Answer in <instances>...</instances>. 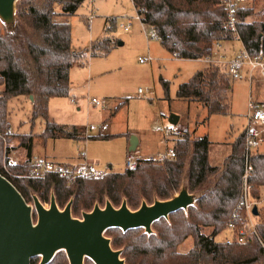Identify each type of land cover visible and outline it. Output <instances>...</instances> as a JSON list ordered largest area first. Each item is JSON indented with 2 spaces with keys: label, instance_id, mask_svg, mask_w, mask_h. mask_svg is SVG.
<instances>
[{
  "label": "trees",
  "instance_id": "trees-1",
  "mask_svg": "<svg viewBox=\"0 0 264 264\" xmlns=\"http://www.w3.org/2000/svg\"><path fill=\"white\" fill-rule=\"evenodd\" d=\"M85 0H18L15 24L0 29V168L9 144L17 140V148L26 152L25 161L12 167V176H4L27 204L35 196L41 204H48L51 195L63 210L71 204V216L80 219L83 213L100 208L108 201L119 208L123 201L131 211L145 202L165 201L176 195L183 176H187L190 194L205 189L187 210L171 214L167 219L153 223L151 234L143 229L122 232L108 229L104 236L113 250L121 251L125 264H264V222H255V234L248 233L243 242L238 232L245 228L247 219L242 212L232 232L231 240L216 241L226 228L236 208L241 179L245 169V139L240 133L230 144V153L220 166L208 161L207 136L190 139L184 134L173 144L175 158L159 162L140 161L135 170L109 173L99 179L66 181L54 176L44 180L29 178L33 134L9 132L7 104L13 99L29 100L32 96L31 127L37 119L44 120V131L39 138L63 137L84 140L76 131L57 126L49 120L48 102L66 98L69 93V71L82 56L71 41V26L67 18L74 15ZM255 1V0H254ZM133 7L142 15V24L150 27L160 39L161 46L171 55L183 60H200L210 50L212 42H231L233 33L227 26V14L222 0H132ZM141 10V11H140ZM143 10V12H142ZM259 17V18H256ZM252 19L247 22V19ZM237 31L244 49L251 56L264 55V10L254 14L251 8L237 10ZM116 27L115 19L104 24V38L91 43V57L108 56L119 43L109 37ZM165 93L168 84L162 83ZM230 81L217 68L207 67L196 72L187 82L177 87L178 100L200 103L207 118L228 114ZM117 109V108H116ZM98 139L112 137L98 136ZM254 150L249 163L252 173L248 184L251 197L260 201L264 189V154ZM258 213V210H257ZM35 214H33L34 216ZM258 215V214H257ZM35 217V216H34ZM257 218V217H256ZM212 228L210 235L202 232ZM187 237L193 238L194 247L188 253L178 252ZM48 264H68L65 252H59ZM36 258V257H35ZM35 258L30 264H36ZM84 264H93L85 259Z\"/></svg>",
  "mask_w": 264,
  "mask_h": 264
},
{
  "label": "rangeland",
  "instance_id": "rangeland-1",
  "mask_svg": "<svg viewBox=\"0 0 264 264\" xmlns=\"http://www.w3.org/2000/svg\"><path fill=\"white\" fill-rule=\"evenodd\" d=\"M237 5L240 8H251L254 14L264 10V0H237ZM135 16L136 12L131 0H85L76 13L67 18L71 26L73 47L85 51L71 71L70 85L72 97L76 102L72 103L71 97L52 100L48 109L49 120L58 126L80 129L85 133L89 127L101 126L111 115V111L125 102L115 116L108 120L109 130L101 136L110 133L111 130L119 132L112 135L120 133L126 135L123 139H114L105 143L91 141L93 137L99 136L94 132H87L86 139L78 143L57 137L55 139L57 141L47 142L44 148L45 155L55 162L74 160L79 153L84 152L88 156L87 159L98 164L99 167L109 169L110 166L111 173H120L125 170L123 147L131 137H135L139 143L138 150L133 152L134 155L144 153L154 158L165 155L172 143L165 141L162 131L170 127L169 118L173 115L180 119L174 127L179 128L182 136L186 134L190 139L196 138L195 136H208V159L210 164L216 165L229 154L228 143L242 130L250 90L253 100L264 101V96L257 93V86L262 89V83L257 77L251 80L252 88L243 81L231 82V90L228 92V114L205 119L206 113L202 106H195L175 98L178 85L185 83L202 64L174 60L165 54L160 43L152 39L155 36L152 29L134 20ZM128 18H132V27L129 32H124L122 27ZM108 19L116 20V27L109 37L119 40L123 46H116L108 56H101L100 52L97 56L91 57L89 53L91 43L104 38V24ZM251 20L249 18L246 21L251 22ZM2 26L0 20V29ZM231 47L235 52L241 48L238 42H232ZM148 53L154 61L144 65L139 64L138 58L146 57ZM86 59L88 64L83 65ZM243 79H246L245 75ZM162 82L168 83L167 93L162 87ZM139 89L143 91L142 95L138 94ZM87 98L102 102L103 107L87 108L85 102ZM7 109L9 129L11 128L14 133L42 132L44 127L42 119L35 120L34 126L31 127L29 100L13 99L8 102ZM17 143V140H13L9 144L8 154L4 153L0 171L6 173L7 177L13 174L12 167H8L5 163L7 159H13L18 164L25 161V153L16 148ZM34 147L39 150L36 142ZM257 153L264 154V144ZM159 161L161 160L153 162ZM181 189H187L186 174L183 176ZM203 194L205 189L192 193L195 202ZM260 194L257 205L258 215H253L251 219L253 225L258 221L264 222V189ZM30 205L33 208V202ZM44 206L47 208L48 204ZM34 216L33 222L36 221V214ZM211 229L206 227L202 232L210 235ZM231 238L232 232L224 228L216 237V241L224 242ZM193 242L192 237H187L178 247V252L188 253L194 247ZM34 261L39 264L40 258L36 257Z\"/></svg>",
  "mask_w": 264,
  "mask_h": 264
},
{
  "label": "water",
  "instance_id": "water-1",
  "mask_svg": "<svg viewBox=\"0 0 264 264\" xmlns=\"http://www.w3.org/2000/svg\"><path fill=\"white\" fill-rule=\"evenodd\" d=\"M17 1L0 0V20L7 28L15 24ZM29 100L32 101V96ZM177 122L178 117L169 118L171 125ZM137 144V139L131 137L128 151L134 152ZM32 201L33 208L0 175V264H30L35 257L40 258L39 264H48L62 251L68 264H84L85 259L93 264H125L121 251L113 250L110 240L104 236L108 229L122 232L143 229L151 234L154 222L187 210L195 199L187 189H181L169 200H155L151 205L143 202L135 211L125 201L117 209L107 201L103 208L95 205L80 219L71 216L72 201L63 210L58 208L53 195L47 208L35 196ZM252 214L257 216L256 207Z\"/></svg>",
  "mask_w": 264,
  "mask_h": 264
},
{
  "label": "built area",
  "instance_id": "built-area-1",
  "mask_svg": "<svg viewBox=\"0 0 264 264\" xmlns=\"http://www.w3.org/2000/svg\"><path fill=\"white\" fill-rule=\"evenodd\" d=\"M222 4L227 14V26L233 33V41L241 43L237 31V0H222ZM135 12L136 16L133 19L142 24V15H140L138 13V10L136 9ZM131 19L132 18H128L125 25L122 27L124 32L130 31L133 23ZM152 39L160 41V39L156 35ZM203 60L208 66L218 68L220 71L224 72V74H226L231 81H239L244 78L245 75V78L249 83H251L253 77H257L260 82L264 84V55L259 54L256 56H251L244 49L243 45L239 50L235 52L234 57L230 58L228 57L227 50L224 49L223 42H212L210 50L206 54V56L203 57ZM137 61L139 64L143 65L152 62V58L150 56H146L143 58H138ZM138 93L142 94L143 91L139 89ZM89 103L94 107L101 106V102L96 99H91ZM107 129L108 125L106 123H103L101 126L96 128L89 127L87 130H85L84 137H87V132L98 133V135L101 136V134L105 133ZM243 132L245 139V169L241 179V192L238 204L232 211L230 219L228 220V223L226 225V229L230 232H233L240 219L241 213L243 212L245 214L247 225L245 228L240 229V231L238 232L239 242H243L245 236L248 233L252 232L255 234L254 225L251 222V219L253 217L252 210L254 207H256L257 209V205H259V202H254V200L252 199V187L248 184L249 176L252 173V167L249 163V157L250 153L254 150H257L260 147L261 143L264 142V101L260 102L255 101L252 98L249 99L247 104L246 126ZM162 133L165 141L171 143L182 136V132L171 125L168 128H164ZM80 158V164L69 165L54 163L46 160L45 158L33 159L31 161L29 178L34 180H44L49 176H54L62 180L72 181L74 179H99L110 173L109 169L101 168L89 163L86 153L82 152L80 154ZM174 158L175 152L172 146L171 148L167 149L165 155L160 158L157 157L140 160L136 158L133 153H128L125 158V170H135L140 161L153 162L158 160L162 161L164 159L172 160ZM5 163H7L6 165L8 167H15L18 165V163L13 159H7Z\"/></svg>",
  "mask_w": 264,
  "mask_h": 264
},
{
  "label": "crops",
  "instance_id": "crops-1",
  "mask_svg": "<svg viewBox=\"0 0 264 264\" xmlns=\"http://www.w3.org/2000/svg\"><path fill=\"white\" fill-rule=\"evenodd\" d=\"M144 25V24H143ZM146 26V25H145ZM150 28V27H149ZM120 42V41H119ZM159 43H160V41H158ZM232 42H234V41H231V42H223V44H224V49H226L227 50V54H228V57L230 56V58H231V56L233 55V57H234V55H235V51H234V49H233V47H231V44H232ZM122 43V42H121ZM239 43V42H238ZM240 44V46L242 47V45H241V43H239ZM161 45V44H160ZM122 46H123V43H122ZM119 47H121V46H119ZM162 47V46H161ZM76 49V48H75ZM162 51L165 53V54H167V55H169L172 59H174V60H179V61H181V60H183V59H178V58H176V57H174L173 55H171L170 53H168L163 47H162ZM76 50H81V49H76ZM82 51H84V50H82ZM85 52V51H84ZM147 56H150L151 57V55L148 53L147 54ZM152 58V57H151ZM154 61V59L152 58V62ZM183 61H194V62H199V63H201L202 65H201V68L200 69H198L196 72H198V71H201V70H203V69H205V68H207V67H210V66H208L206 63H205V61L203 60V58L202 59H200V60H183ZM151 63V62H150ZM85 64H88V61H87V59H86V63H84L83 65H85ZM148 64V63H147ZM75 65V64H74ZM73 65V66H74ZM144 65V64H143ZM73 66H72V68H73ZM72 68L70 69V71H69V93H68V96L66 97V98H72V103H75L76 102V100L74 99V97H72L73 96V93H72V90H71V85H70V81H71V71H72ZM215 68V67H214ZM218 69V68H217ZM219 70V69H218ZM220 71V70H219ZM195 72V73H196ZM221 73H223L224 74V72H222V71H220ZM194 73V74H195ZM193 74V75H194ZM192 75V76H193ZM191 76V77H192ZM190 77V78H191ZM189 78V79H190ZM188 79V80H189ZM229 79V78H228ZM187 80V81H188ZM186 81V82H187ZM229 81H230V85H231V82H234V81H231L230 79H229ZM239 81H243V82H245V83H247L250 87H251V85H250V83L246 80V79H241V80H239ZM162 83H164V82H162ZM161 83V84H162ZM168 84V83H167ZM183 84V83H182ZM179 86V85H178ZM163 87V86H162ZM169 88V87H168ZM252 88V87H251ZM257 88H258V91H257V93L259 94V95H263L264 96V93H262V91L264 90V84H262V89H260L258 86H257ZM176 91H177V89L175 90V93H176ZM139 94V93H138ZM143 94V93H142ZM142 94H139V95H142ZM66 98H53V99H50L49 100V102H48V109H49V104L51 103V101L52 100H57V99H66ZM176 98V97H175ZM250 98H252V90H250V92H249V99ZM19 99H22V98H19ZM249 99H248V101H249ZM253 99V98H252ZM91 99H88L87 98V100L85 101L86 102V107L87 108H95V109H101V107H103V103L101 102V106H99V107H94V106H92L90 103H89V101H90ZM178 100V99H177ZM180 101H182V100H180ZM257 101H260V102H262L261 100H257ZM189 103H191V104H193V105H195V106H202L200 103H196V102H189ZM125 104V102H122L121 104H119L118 105V107H116V108H114L112 111H111V115H109V117L106 119V120H104L103 121V123H106L107 125H108V129L106 130V132L109 130V124H108V120H110V119H112V116H115V114L119 111V109L121 108V106H123ZM247 104H248V102H247ZM203 107V106H202ZM204 108V107H203ZM205 109V108H204ZM205 113H206V110H205ZM246 114H247V106H246ZM246 114H245V116H244V120H245V123H244V125H243V127H242V130L240 131V133H242L243 132V130H244V128H245V126H246ZM206 115V117H205V119H208L207 118V114H205ZM220 116H222V115H220ZM177 117V116H176ZM51 121V120H50ZM180 121V119L178 118V122ZM53 122V121H52ZM178 122H177V124H178ZM54 123V122H53ZM56 124V123H55ZM176 124V125H177ZM57 125V124H56ZM171 125V124H170ZM176 125H172V126H176ZM58 126V125H57ZM177 128V127H176ZM44 129H45V127H43V130H42V132L41 133H39V134H33L32 132H30L29 134H33L34 136H36L37 138L33 141V146H32V150H31V160H33V159H36V158H45L46 160H49V161H51V162H54L53 160H50V158H47V156L45 155V153H44V148L46 147V144H47V142L48 141H57V140H55L56 138H49V139H45L44 141H42L40 138H39V136L43 133V131H44ZM179 129V128H178ZM76 131V133L78 134V136L81 138V136H82V130H78V129H76V128H67V131L68 132H73V131ZM10 131L12 132V133H14L12 130H11V128H10ZM112 133L113 134H115V133H119V132H117V131H112L111 130V132L110 133H107V134H105V135H103V136H108V137H112V139H98V138H96V137H93L92 139H90L91 141H99V142H101V143H105V142H111L112 140H114V139H123V137L126 135V134H122V133H120V134H117V135H112ZM239 133V134H240ZM14 134H18V133H14ZM84 134V133H83ZM238 134V135H239ZM19 135H23V134H19ZM128 135V134H127ZM237 135V136H238ZM203 136H207V135H203ZM236 136V137H237ZM61 137V136H60ZM196 138L197 137H202V135L201 136H195ZM236 137H234L233 139H232V141L236 138ZM207 138H208V136H207ZM62 139H64V140H68V141H75V142H83L86 138H84V140H76V139H65V138H63V137H61V140ZM209 140V139H208ZM138 141V140H137ZM232 141H230L228 144H229V147H230V144L232 143ZM35 142L37 143V145L39 146V150L37 151L36 149H35V147H34V144H35ZM173 144V143H172ZM172 144H171V146H172ZM264 144V142H262L261 143V145H260V147L262 146ZM87 146V145H86ZM89 146V145H88ZM43 147V148H42ZM259 147V148H260ZM16 148H17V146H16ZM128 148H129V142H127L126 144H124V147H123V155H124V161H125V158H126V156H127V154L128 153H133V152H129L128 151ZM138 148H139V143L137 144V146H136V149H135V151L134 152H136L137 150H138ZM258 148V149H259ZM19 150H21V151H23V153H25V156H26V152L24 151V149H22V148H18ZM230 153V152H229ZM80 154V153H79ZM77 155V157L74 159V160H68V159H66V160H62V161H58V160H56L55 158H53V159H55L56 161L54 162V163H58V164H63V165H69V164H80L81 163V158H80V155ZM134 154V153H133ZM148 154V153H147ZM229 154H227L224 158H222V160L219 162L218 161V163L216 164V165H212V164H210V165H212V166H219L220 164H222V162H223V160L228 156ZM86 156H87V154H86ZM136 158H138V159H140V160H146V159H148V158H154V157H152L151 155H146V154H144V153H140V154H138V155H134ZM88 157V156H87ZM88 160V159H87ZM208 161H209V159H208ZM88 162L89 163H91V164H94V165H96V166H98V164H95V163H93V162H91V161H89L88 160ZM210 163V162H209ZM99 167V166H98ZM109 169H111V167L109 166ZM121 172H123V171H121ZM111 173V172H110ZM113 173V172H112Z\"/></svg>",
  "mask_w": 264,
  "mask_h": 264
}]
</instances>
